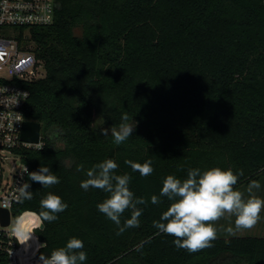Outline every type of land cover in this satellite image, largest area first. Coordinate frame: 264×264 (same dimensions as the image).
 <instances>
[{
  "label": "trees",
  "instance_id": "obj_1",
  "mask_svg": "<svg viewBox=\"0 0 264 264\" xmlns=\"http://www.w3.org/2000/svg\"><path fill=\"white\" fill-rule=\"evenodd\" d=\"M57 1L52 24L18 31L45 75L25 84L23 109L40 123L44 147L17 151L29 171L47 165L60 181L43 188L29 180L33 198L12 208L16 222L25 212L18 234L30 257L37 237L38 264L77 237L85 264H264V237H217L194 253L176 248L153 226L169 201L150 202L167 175L184 178L191 167L242 172L235 188L264 179V0ZM124 114L135 129L117 145L111 132ZM105 159L148 201L139 226L119 235L96 208L106 194L79 186L78 168ZM128 160H151L154 171L141 177ZM49 191L68 207L34 232Z\"/></svg>",
  "mask_w": 264,
  "mask_h": 264
},
{
  "label": "clouds",
  "instance_id": "obj_2",
  "mask_svg": "<svg viewBox=\"0 0 264 264\" xmlns=\"http://www.w3.org/2000/svg\"><path fill=\"white\" fill-rule=\"evenodd\" d=\"M121 120L119 127L111 132L117 145L133 135L135 129V124L128 123L127 114L122 115ZM100 131L105 134L104 129ZM125 163L141 177L149 176L154 171L151 160L142 163L128 160ZM117 168L118 164L113 159H105L88 169L81 166L78 171H83L85 176L79 184L81 189H99L106 194L96 208L116 225V234L119 235L127 228L139 226V218L143 213L140 206L146 205L148 201L134 194L129 187L131 176L128 173L117 174ZM22 174H26L28 179L17 188L15 199L18 201L33 198L29 180L39 183L43 188L60 182L47 165L40 164L35 171H29L24 165ZM239 175L242 172L237 174L230 168L218 166L188 168L184 178L167 175L162 181L159 195L150 196L153 205L160 204L161 197L169 201L159 218L153 221L154 228L159 234L172 236L176 248L190 253L211 246V242L217 238L215 222L226 215L232 223V227L227 229L229 233L253 228L264 211V197L255 195L262 185L258 180L250 181L246 189L248 195L245 197L244 193L234 187ZM67 207L59 195L49 191L40 200L38 220L41 223L54 221L58 218L57 214ZM126 210L130 211V215L122 222L121 217ZM87 258L84 242L77 237H70L63 246L52 250L49 255L40 256V264H85Z\"/></svg>",
  "mask_w": 264,
  "mask_h": 264
},
{
  "label": "built area",
  "instance_id": "obj_3",
  "mask_svg": "<svg viewBox=\"0 0 264 264\" xmlns=\"http://www.w3.org/2000/svg\"><path fill=\"white\" fill-rule=\"evenodd\" d=\"M57 10V0H0V208L10 213L8 226L15 223L12 234L5 230L8 226L0 224V264H38L36 252L44 243L37 237L38 245L31 258L18 234V224L25 212L21 213L18 222L12 213L18 202L15 199L17 188L27 176L22 174L24 165L29 170L17 150L44 147L41 132L36 143L20 139L23 123L27 120L23 109L29 90L25 84L44 77L45 69L35 55L33 44L27 38L19 39L18 31L24 28L27 33L32 27L52 24ZM6 168L11 170L9 175ZM34 216L37 222L33 231L41 224L39 216Z\"/></svg>",
  "mask_w": 264,
  "mask_h": 264
},
{
  "label": "rangeland",
  "instance_id": "obj_4",
  "mask_svg": "<svg viewBox=\"0 0 264 264\" xmlns=\"http://www.w3.org/2000/svg\"><path fill=\"white\" fill-rule=\"evenodd\" d=\"M26 36H28V32L25 33ZM41 126V125H40ZM41 132V127H40ZM6 174L9 175L8 168L5 169ZM263 178V177H262ZM262 185V188L259 191L255 192V195H258L260 197H264V179H261L259 181ZM248 184L241 185L240 187L236 188L237 190H240L242 193H244L245 197H247L248 193L246 191ZM261 219L257 222L253 228L249 230H241V231H235L234 233H229L227 229L229 227H232V223L229 217L227 215L220 220L215 222V226L217 227V237L228 239L230 237H242V236H256V237H264V211L261 213ZM19 219L17 220V222ZM1 230V228H0ZM6 231H8L10 234L14 233L15 231V223L12 222L10 226L5 228ZM35 232V230H34Z\"/></svg>",
  "mask_w": 264,
  "mask_h": 264
},
{
  "label": "water",
  "instance_id": "obj_5",
  "mask_svg": "<svg viewBox=\"0 0 264 264\" xmlns=\"http://www.w3.org/2000/svg\"><path fill=\"white\" fill-rule=\"evenodd\" d=\"M40 127L41 126L39 122L26 120L23 123V127L20 133V139L22 141L31 143L38 142ZM11 164H13V161L11 162ZM0 224L2 227H6L10 224V213L6 209L0 208ZM39 228H43V223L40 224Z\"/></svg>",
  "mask_w": 264,
  "mask_h": 264
},
{
  "label": "bare ground",
  "instance_id": "obj_6",
  "mask_svg": "<svg viewBox=\"0 0 264 264\" xmlns=\"http://www.w3.org/2000/svg\"><path fill=\"white\" fill-rule=\"evenodd\" d=\"M20 222V221H19ZM18 226H19V224H18ZM32 228H33V226H32ZM38 242V241H37ZM37 247V246H36ZM36 249V248H35ZM35 251V250H34Z\"/></svg>",
  "mask_w": 264,
  "mask_h": 264
},
{
  "label": "crops",
  "instance_id": "obj_7",
  "mask_svg": "<svg viewBox=\"0 0 264 264\" xmlns=\"http://www.w3.org/2000/svg\"><path fill=\"white\" fill-rule=\"evenodd\" d=\"M34 213V212H33Z\"/></svg>",
  "mask_w": 264,
  "mask_h": 264
}]
</instances>
